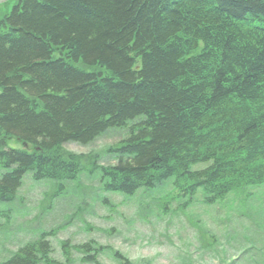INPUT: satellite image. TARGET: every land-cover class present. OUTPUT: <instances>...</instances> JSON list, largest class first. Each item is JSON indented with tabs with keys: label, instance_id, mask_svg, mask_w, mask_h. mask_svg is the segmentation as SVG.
Listing matches in <instances>:
<instances>
[{
	"label": "trees",
	"instance_id": "1",
	"mask_svg": "<svg viewBox=\"0 0 264 264\" xmlns=\"http://www.w3.org/2000/svg\"><path fill=\"white\" fill-rule=\"evenodd\" d=\"M116 129L112 163L64 147ZM84 164L127 195L170 178L206 202L264 197V0H15L0 16V202L26 174L58 197ZM54 233L0 264L73 262L52 258Z\"/></svg>",
	"mask_w": 264,
	"mask_h": 264
},
{
	"label": "rangeland",
	"instance_id": "2",
	"mask_svg": "<svg viewBox=\"0 0 264 264\" xmlns=\"http://www.w3.org/2000/svg\"><path fill=\"white\" fill-rule=\"evenodd\" d=\"M14 3L15 0H0V16L9 13ZM124 135L121 129L109 130L88 145L68 142L64 147L76 153L99 154V161L105 165L112 161L104 157V149ZM88 166L84 164L79 178L65 184L58 197H50L49 200L51 184L34 183L26 176L16 199L11 204L0 202V253L5 251L6 254L1 253L0 259L10 256L8 248L15 250L24 241L32 239L34 234L53 228L55 237L50 239L53 247L51 256L56 262H63V247L60 245L66 242L64 247L73 261L66 264H119L117 261L124 264H224L235 259L239 252L244 253V250H239L246 244L240 234L246 228L253 233L251 241L255 248L252 257L259 260L258 264H264V258L256 251L264 248V201L260 189L248 188L257 200H251L247 205L250 212L247 219L239 216L245 212V206L239 203L235 191L233 196H226L224 204L217 202L216 209L221 208L217 214L224 223L214 217L217 220L215 224L202 211L208 207L196 202L198 197L183 213L180 212L177 203L185 197L177 196L173 201L172 196L176 193L170 180L126 198L129 196L99 189L98 171L89 173L85 169ZM193 169L200 167L195 165ZM158 187L161 190L158 191ZM103 199H106L103 205L107 206L100 203ZM8 204L12 208L6 212ZM10 216V226L6 229ZM198 228L216 236L220 243L214 251V248H202L197 237ZM87 241L106 246L107 250L82 252L75 247ZM88 254L91 255L88 263L79 261L81 256Z\"/></svg>",
	"mask_w": 264,
	"mask_h": 264
},
{
	"label": "bare ground",
	"instance_id": "3",
	"mask_svg": "<svg viewBox=\"0 0 264 264\" xmlns=\"http://www.w3.org/2000/svg\"><path fill=\"white\" fill-rule=\"evenodd\" d=\"M107 159L113 161V157L110 154H106ZM108 164V163H107Z\"/></svg>",
	"mask_w": 264,
	"mask_h": 264
}]
</instances>
